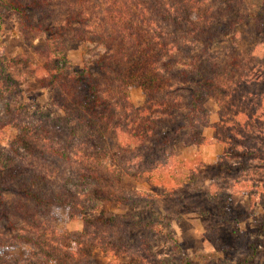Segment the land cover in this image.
Masks as SVG:
<instances>
[{"label": "trees", "instance_id": "trees-1", "mask_svg": "<svg viewBox=\"0 0 264 264\" xmlns=\"http://www.w3.org/2000/svg\"><path fill=\"white\" fill-rule=\"evenodd\" d=\"M250 1L0 0V34L2 10L44 32L40 67L6 58L0 43V92L12 96L25 68L52 109L24 120L0 115V131H15L0 152V264H93L96 253L106 264H165L146 237L125 238L159 233L157 223L108 216L101 206L157 198L127 194L125 177L162 187L161 197L194 180L175 145L205 141L195 121L203 115L201 127L209 126L207 100L218 109L210 128L224 147L220 169L232 159L264 161V0L255 10ZM68 41L103 48L98 75L70 61ZM253 42L257 54L244 57L237 45ZM134 84L144 92L141 107L129 94ZM54 109L61 117H51ZM23 247L25 257L10 256Z\"/></svg>", "mask_w": 264, "mask_h": 264}, {"label": "rangeland", "instance_id": "rangeland-1", "mask_svg": "<svg viewBox=\"0 0 264 264\" xmlns=\"http://www.w3.org/2000/svg\"><path fill=\"white\" fill-rule=\"evenodd\" d=\"M259 2L250 1L254 5L251 10H255ZM60 20L58 16L57 21H50V26L56 27ZM245 31L246 27L239 28L238 34L245 36ZM43 42L42 30L24 28L16 14L2 10L0 43L6 58L26 56L33 67H40L42 62L36 50ZM66 46V54L74 65H87L99 74L95 60L103 52L101 46L94 41H68ZM244 46L237 45L238 50L243 49L244 57L257 54L256 43ZM221 50L227 52L226 42L222 43ZM13 84L16 92L12 96L0 92V115L11 116L18 112L24 120L41 117L36 112L51 113L49 93L25 68L17 69ZM129 94L134 106L141 107L145 100L143 90L134 84ZM204 107L209 126L201 127L205 122L203 115L195 122L205 141L201 145L187 146L181 142L175 145L178 158L187 162L185 170L193 174L194 180L161 197L162 187L125 177L122 186L127 194L153 193L157 198L139 204L133 201L104 203L101 210L108 216L133 215L136 220L157 223L159 233L137 230L125 238L133 242L146 237L156 258L165 264H264V161L232 159L229 160L232 167L222 171L220 158L224 147L214 139V130L210 128L218 122V109L212 100H207ZM61 115L54 109L51 117ZM14 138V130L0 131V152L8 150ZM62 217L65 218L64 214ZM70 228L77 230L80 225ZM27 251L29 248L23 247L10 256L22 258ZM93 264H106V261L96 253Z\"/></svg>", "mask_w": 264, "mask_h": 264}]
</instances>
